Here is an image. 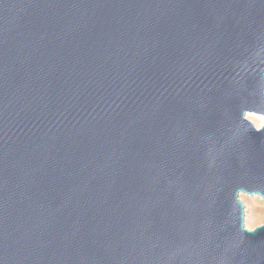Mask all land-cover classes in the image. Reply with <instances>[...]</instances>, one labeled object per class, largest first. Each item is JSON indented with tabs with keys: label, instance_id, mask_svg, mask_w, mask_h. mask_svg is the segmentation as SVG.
I'll return each mask as SVG.
<instances>
[{
	"label": "water",
	"instance_id": "obj_1",
	"mask_svg": "<svg viewBox=\"0 0 264 264\" xmlns=\"http://www.w3.org/2000/svg\"><path fill=\"white\" fill-rule=\"evenodd\" d=\"M264 0H0V264H264Z\"/></svg>",
	"mask_w": 264,
	"mask_h": 264
},
{
	"label": "rangeland",
	"instance_id": "obj_2",
	"mask_svg": "<svg viewBox=\"0 0 264 264\" xmlns=\"http://www.w3.org/2000/svg\"><path fill=\"white\" fill-rule=\"evenodd\" d=\"M248 119L253 121L257 126L263 125L264 116L258 113H249ZM241 200L245 205V224L248 229L264 223V198L254 195L241 194Z\"/></svg>",
	"mask_w": 264,
	"mask_h": 264
}]
</instances>
